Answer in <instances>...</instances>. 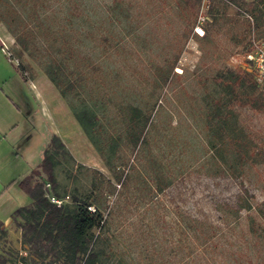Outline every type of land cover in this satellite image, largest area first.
<instances>
[{
	"label": "rangeland",
	"instance_id": "obj_1",
	"mask_svg": "<svg viewBox=\"0 0 264 264\" xmlns=\"http://www.w3.org/2000/svg\"><path fill=\"white\" fill-rule=\"evenodd\" d=\"M245 1L260 15L259 27L253 15H238L229 7L218 15L215 31L200 40L191 30L187 8L177 0H44L41 15L52 33L65 34L77 58L88 57L107 77L106 86L100 85L97 92L106 101L98 115L107 129L122 128L119 106L156 102L148 144L131 157L136 168L123 190L41 67L25 52L18 57L15 37L0 23V68L5 62L18 71L0 69L4 264H22L21 230L12 213L30 203V197L19 182L38 167L53 134L89 168L74 166L70 175L58 171L69 191H88L91 182L98 181L93 169L116 186L115 194L107 196V208L100 210L108 221L102 247L114 254L110 264H264V109L237 104L222 108L231 112L230 123L249 145L250 158L242 169L230 159L223 164L206 153L205 112L222 99L214 78L227 69L248 73L244 64L252 35L264 40V0ZM8 3L15 8L11 28L28 37V0H0V11ZM245 18L251 23L249 30ZM50 43L37 35L30 51L46 62L50 54L56 55ZM170 67L163 82L159 73ZM242 76L247 90L261 93L264 101V82L253 89ZM154 158L173 178L162 192L154 191L149 181ZM201 230H215V245L205 244Z\"/></svg>",
	"mask_w": 264,
	"mask_h": 264
},
{
	"label": "trees",
	"instance_id": "obj_2",
	"mask_svg": "<svg viewBox=\"0 0 264 264\" xmlns=\"http://www.w3.org/2000/svg\"><path fill=\"white\" fill-rule=\"evenodd\" d=\"M177 1L187 8L192 30L200 0ZM44 4V0H28V37L23 30L16 34L11 28V22L15 17L13 16L15 8L12 4L5 5L3 10H7L6 12L0 11V23L5 24L9 33L15 37L19 47L18 57L25 52L41 67L65 101L113 181L122 190L127 189L131 182L130 171L136 168L130 160L148 144L147 132L150 126L154 127L151 125V119L156 102L152 104L148 100H142L139 106L129 104L119 106L122 128L111 131L107 129L98 115L99 108L104 109L106 101L97 96L100 85L106 86L108 82L106 75L101 67L89 61L88 57L77 58L76 50L65 34L56 36L52 33L50 26L46 24V17L41 15ZM229 7L235 8L238 15L249 13L253 15L259 27L260 15H255L256 9L251 2L212 0L207 12L211 22H206L208 25L203 26L205 31L203 37L194 36L204 40L215 31L218 15L220 12L225 13ZM245 19L246 29L249 30L251 23L248 18ZM37 35L51 41L50 45L52 44L56 50V55L50 54L46 62L36 58L30 51V44ZM57 40L61 41L60 45H56ZM19 67L25 70L24 66ZM170 68L168 72L159 73L163 82H166L168 74L172 71V67ZM242 75L252 82L251 88L259 87L252 74L227 69L225 73H219L214 78L223 100L217 99L214 107L205 112L208 141L206 153H209L211 159L215 158L223 164L228 163L230 159L232 163L238 164L240 169L250 158L249 145L242 139L243 135L236 131L235 125L230 123L231 112L229 110L224 112L222 108L237 104L248 106L255 111L264 109L261 93L254 95L253 91L247 90ZM116 76L117 74L114 75ZM151 162L155 164L151 166L152 175L149 176V181H152L154 191L162 192L171 185L173 178L164 172L162 163L156 164L155 158ZM74 166L83 170L89 169L78 163L60 137L53 134L43 151L38 167L19 182L20 188L31 199L28 205L21 206L12 213L17 227L21 230V245L24 248L22 252L24 256L20 258L22 264H27V261L31 264H110L114 254L107 253L102 247V232L108 221L103 218L100 210L107 208L105 204L107 196L115 194L116 186L100 171L93 169L94 177L98 181H92L88 191L79 192L77 188L69 191L67 184L59 179L58 171L62 170L70 175ZM143 182L149 184L148 179ZM51 198L61 203L56 204ZM89 207L94 211H89ZM96 230L99 231L98 234ZM205 232L204 230L199 232L206 237L203 240L205 244L215 245L212 240L216 234L215 230H210L207 234ZM6 235L7 231L0 221V241ZM0 264H4L2 258Z\"/></svg>",
	"mask_w": 264,
	"mask_h": 264
},
{
	"label": "built area",
	"instance_id": "obj_3",
	"mask_svg": "<svg viewBox=\"0 0 264 264\" xmlns=\"http://www.w3.org/2000/svg\"><path fill=\"white\" fill-rule=\"evenodd\" d=\"M212 0H200L199 11L197 14L196 22L193 27V34L198 37L204 36V25L207 22V12L211 6ZM250 18V17H249ZM244 69L248 73L252 74L255 81L258 84L264 82V40H261L254 35H252L250 41V49L245 55ZM48 188L49 185L47 184ZM51 201L60 204L61 201L51 198ZM89 211L93 212L94 209L89 207Z\"/></svg>",
	"mask_w": 264,
	"mask_h": 264
},
{
	"label": "crops",
	"instance_id": "obj_4",
	"mask_svg": "<svg viewBox=\"0 0 264 264\" xmlns=\"http://www.w3.org/2000/svg\"><path fill=\"white\" fill-rule=\"evenodd\" d=\"M2 64H3V65H2ZM2 64H1V68H0V69H2L3 72H11V71H12V70L9 68L8 64H6L5 62H3ZM16 65H17V63H16ZM14 70H15V72L12 71L14 74H15V73H18V71L16 70V68H15ZM30 202H31V199H30ZM28 204H29V203H28ZM28 204H27V205H28Z\"/></svg>",
	"mask_w": 264,
	"mask_h": 264
}]
</instances>
